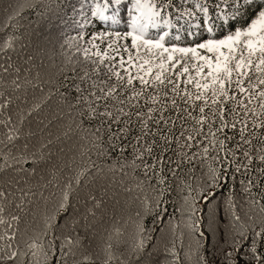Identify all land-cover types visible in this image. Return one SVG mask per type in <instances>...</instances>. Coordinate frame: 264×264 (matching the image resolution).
<instances>
[{"label":"trees","instance_id":"trees-1","mask_svg":"<svg viewBox=\"0 0 264 264\" xmlns=\"http://www.w3.org/2000/svg\"><path fill=\"white\" fill-rule=\"evenodd\" d=\"M83 2L81 8V0H0V98L13 99V121L19 123L16 113H24L16 144L21 149L27 144L26 158L15 165V171L9 170L0 176V187L15 191V185L10 188L9 182L19 179L26 190L31 189L23 211L14 205H0L5 208L0 214V219L5 221L0 224V255L7 250L8 234L17 229L16 238L11 241L12 250L21 253L14 261L4 259L0 264H44L45 251L49 255L48 264H205V261L206 264H227V253L236 255L235 242L242 240L236 231L241 225L252 237L264 228V212H261L264 175L260 171L264 164L259 163V156L253 152L256 159L251 172L244 174L243 169L236 172L233 165L226 179L221 174L218 185H213L209 173L219 171L221 165L212 158L216 155L214 151L203 158L201 149V157L191 164L180 163L175 176L165 169V185H159L157 178L145 177L139 161L133 163L132 147L123 151L119 146L112 149L106 136L100 149L93 147L97 123L81 121L78 110L72 107L74 93L65 87L72 83L74 62L83 60L77 45L94 52L96 49L85 41L105 31L110 35L103 42L94 41L103 51L108 44L116 42L111 34L130 31L127 25L131 16L143 13L134 8L135 0H126L106 13L111 15L115 10L118 23L101 22L91 17L92 0ZM96 2L103 3V0ZM217 2L140 0L141 5H154L153 11L161 12V25L164 20L175 25L149 30L153 38L167 31L165 46L169 47L172 44L194 47L209 38H224L228 27L219 26L220 22L215 21V31L209 34L203 24V13L197 10L198 4H207L209 18L215 20ZM163 4H168V8H163ZM220 7L224 10L221 15L230 10V5L220 4ZM129 9H133L131 14ZM184 11L191 12L192 16L177 19ZM84 17L92 23H87ZM252 18L250 14L242 15L234 27L246 28ZM81 24L85 26L81 28ZM81 32L84 40L79 39ZM176 35H180V41L173 39ZM118 43L130 46L131 38ZM3 67L8 71L4 72ZM13 81L20 84L18 89L13 87ZM36 105L39 107L33 110ZM3 116L6 118L8 113L4 112ZM232 144L228 142L229 147ZM256 147L264 154V147L259 144ZM173 149L167 155L177 162L188 152L187 149L179 151L175 144ZM197 151L191 149V152ZM6 153L7 149L0 153V165L7 158ZM16 155L22 153L16 152ZM77 173H83L79 184L74 179ZM70 178L68 207L61 210L62 192ZM209 192L214 195L210 202H205L203 196ZM15 201H20L18 191ZM12 215H17L19 221L13 222ZM141 239L143 250L134 252V246ZM33 242L39 245L34 250L35 256L28 247ZM250 245L251 239H248L241 253ZM61 248L66 255L61 256ZM258 250L264 255V240L259 241ZM52 251L56 252L55 258Z\"/></svg>","mask_w":264,"mask_h":264},{"label":"snow or ice","instance_id":"snow-or-ice-1","mask_svg":"<svg viewBox=\"0 0 264 264\" xmlns=\"http://www.w3.org/2000/svg\"><path fill=\"white\" fill-rule=\"evenodd\" d=\"M125 2L103 0V3H99L92 0L91 17L101 22L118 23L115 10L111 15L106 13L113 6L118 7ZM220 4L230 5L229 12L221 15L224 10ZM168 6L162 5L165 9ZM80 7H84L83 0ZM153 7L141 5L140 0H135L134 8L143 14L131 16L127 25L130 31L111 34L115 36L116 42L108 44L103 51L94 41L99 39L103 42L105 36L110 35L105 31L85 41L96 51L77 45V52L82 53L83 60L77 59L74 62L72 83L65 87L74 93L72 107L78 110L81 121L97 123L93 131V147L100 149L105 136L112 149L119 146L123 151L132 147L133 163L139 161L145 177L149 180L157 178L159 185H165V169L175 176L180 163L187 161L191 164L195 158L201 157V149L203 158L214 151L216 155L212 158L221 165L219 171L212 170L209 173L213 185H218L221 174L226 179L233 165L236 172L241 169L244 174L251 172L256 159L253 152L259 156V163L264 164V154L256 147L257 144L264 147V0H218L215 20L209 18L207 4H198L197 10L203 13L206 31L213 34L217 26L215 21H219V26L228 27V34L222 39L209 38L194 47H180L176 44L165 46V38L169 36L167 31L155 38L151 37L150 29L175 27L170 20H164L161 25V12L153 11ZM132 10L129 9V14ZM73 11L77 9L73 8ZM249 14L253 18L246 28L234 27L242 15ZM190 16L191 12L184 11L177 19ZM84 19L92 23L90 18ZM84 26L80 25L81 28ZM126 38H131L130 46L118 43ZM79 39L84 40L82 32ZM173 39L180 41L181 37L176 35ZM3 71L7 72L8 68L3 67ZM13 87L18 89L20 84L13 81ZM13 103L10 96L0 98V153L7 149V158L0 165V176L9 170L15 171V165L27 156V144L23 149L16 144L22 132L24 113H16L19 123L13 121ZM38 107L34 106L33 110ZM4 112L8 113L6 118ZM123 141L128 143L124 144ZM229 141L233 142L232 147L228 146ZM174 144L179 146L181 152L188 150L179 162L167 155L174 151ZM193 148L198 151L191 152ZM16 152L22 155L18 156ZM239 153L243 154L242 158ZM260 171L264 175V168ZM81 175L83 173H77L74 177L76 184L80 183ZM13 184L15 191L0 187V205H14L23 211L31 189L26 190L19 179L10 181L9 187ZM71 189L72 178L65 182L59 203L61 210H67ZM16 191L20 193L18 203L15 201ZM160 191L163 194L164 188L161 187ZM212 195L214 193L209 192L203 196V200L210 202ZM4 212L5 208L0 206V214ZM261 212H264V206ZM235 219L238 221L239 217ZM11 220L18 222L19 217L12 215ZM4 223L0 219V224ZM7 227L11 228V224ZM233 227H236L235 224ZM140 230L143 231L142 226ZM16 231L8 234L7 250L0 255V260L14 261L21 254L12 250L11 241L16 238ZM236 231L242 240L235 242L236 255L231 251L227 253V264H241V261L243 264H252L253 261L255 264H264V255L258 250L259 241L264 240V228L255 232L254 237L250 236L249 230L243 225ZM200 235L203 236V233ZM248 239H251V245L241 253ZM143 246L141 239L133 251H142ZM28 247L35 256L34 250L39 245L33 242ZM174 247L173 256L176 255ZM64 255L66 253L61 248V256ZM55 256L56 252L52 251V257ZM43 258L44 264H48L47 251L43 252Z\"/></svg>","mask_w":264,"mask_h":264}]
</instances>
